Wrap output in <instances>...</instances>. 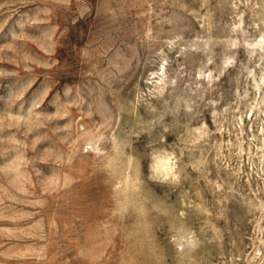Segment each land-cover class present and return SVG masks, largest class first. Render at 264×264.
<instances>
[{
    "label": "rangeland",
    "instance_id": "374dc122",
    "mask_svg": "<svg viewBox=\"0 0 264 264\" xmlns=\"http://www.w3.org/2000/svg\"><path fill=\"white\" fill-rule=\"evenodd\" d=\"M0 264H264V0H0Z\"/></svg>",
    "mask_w": 264,
    "mask_h": 264
}]
</instances>
